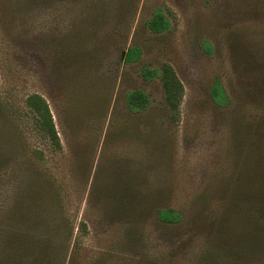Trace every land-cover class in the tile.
Segmentation results:
<instances>
[{"label": "rangeland", "instance_id": "rangeland-1", "mask_svg": "<svg viewBox=\"0 0 264 264\" xmlns=\"http://www.w3.org/2000/svg\"><path fill=\"white\" fill-rule=\"evenodd\" d=\"M155 8L170 22L161 33L145 26ZM131 46L140 57L124 63ZM163 64L181 85L174 111L159 78L139 75ZM214 79L225 106L210 100ZM131 89L150 100L138 114L124 104ZM31 93L45 101L60 149L37 135L13 140L16 128L27 134ZM32 146L66 218L51 240L58 254L64 248L62 264H209L204 257L227 249L236 229L224 219L249 235L251 188L264 175V0H0V198L9 201L0 241L28 233L27 242L10 238L21 253L41 245L42 202L26 230L33 209L18 213L26 174L6 172L22 168ZM122 193L125 207L109 204ZM161 207L181 221L158 222Z\"/></svg>", "mask_w": 264, "mask_h": 264}, {"label": "trees", "instance_id": "trees-1", "mask_svg": "<svg viewBox=\"0 0 264 264\" xmlns=\"http://www.w3.org/2000/svg\"><path fill=\"white\" fill-rule=\"evenodd\" d=\"M145 26L153 33H161L169 29L170 22L160 8H155L146 20ZM139 57V48L137 46H131L123 52L122 61L124 63H132L138 60ZM139 75L146 81L158 77L165 104L170 110L174 111L176 109L177 102L181 96V85L168 64H163L160 68L142 66L139 69ZM209 97L217 107L225 106L229 102V98L218 79L212 81L209 88ZM149 103L150 100L148 96L142 90L131 89L124 94V104L130 114H138L146 110ZM26 105L31 121L29 122L30 124L26 126L27 134L26 136L23 135V132L16 128L13 132V140L16 142H25L24 140L28 139V135H37L42 138L44 146L49 148L50 151L60 149L59 138L53 125L51 114L42 97L36 93H31L26 97ZM27 153L28 155L26 158L17 162L22 163V168L18 165L17 168H12L10 172H6V175L11 176L15 174L17 170L26 174L27 184L23 188L22 198L18 203L19 215L28 212L30 207L33 209V211L30 212V218L25 216L29 221L26 230L29 231L30 229L31 216H33L35 221L39 218L37 210L42 202V210H39L40 213L42 212V230L44 231L42 233V241L39 243L41 245L38 246V251H36L38 244L35 245L32 242L27 248L25 246V250L22 249L24 252L21 253L16 250V245H13V240L10 238L14 235H19L26 238L25 242H27L30 236H28V233L26 235L25 232H20V230L10 231L9 233L11 235L6 237L5 240L3 239L0 241V264H38V261H40L39 264H62L65 257L64 248H62L60 254H58V252L54 250L55 244L51 242V240H55L53 235L58 236L56 234L59 232L58 229L66 227V218L59 210V201L53 189L54 177L48 172L46 173L43 169L42 175L37 170L36 166L39 164H35V162L40 160L43 162V152L39 147L32 146L28 149ZM1 159L2 158H0V160ZM40 176H42V182L38 183L37 181ZM253 182L251 188L252 194L250 197L253 209L251 210L252 221L249 235L246 236L243 231H240L241 223H237V221L234 222L231 219H224L225 221H230L231 225L236 226V229L232 232L233 236L231 235L232 237L229 238L231 240L226 243V246L229 247L227 249L222 247L220 251L216 250L215 252L208 253L203 261H210L209 264H264V175L259 177L256 176ZM117 191L122 192L123 190ZM124 194L126 193H122L117 197L116 195H113V197L109 196L107 198L110 202L109 204L115 205L117 208L125 207V201L118 198ZM4 196H7V193L4 194ZM4 196H2L3 199L0 198V205H4L2 208H6L5 204L9 203L8 200L4 203ZM48 203L49 205H54L52 207V215L47 211L46 205ZM240 203L243 204V202ZM229 213L230 212L224 213L223 217L227 218L228 215L233 217ZM240 213L241 212H238L237 215ZM154 214L158 222L166 225L178 223L182 219L181 213L171 207L157 208ZM238 218L237 220L239 222L242 218ZM18 224H20L19 221ZM20 227H22L21 224ZM51 232L52 234L49 235ZM5 234L2 237H5ZM11 248H14L13 251H11ZM20 254H24L26 261L22 259Z\"/></svg>", "mask_w": 264, "mask_h": 264}]
</instances>
